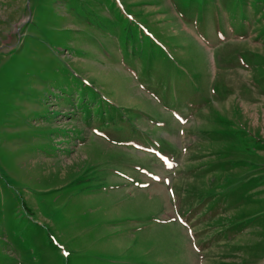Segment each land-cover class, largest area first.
<instances>
[{"label": "rangeland", "instance_id": "obj_1", "mask_svg": "<svg viewBox=\"0 0 264 264\" xmlns=\"http://www.w3.org/2000/svg\"><path fill=\"white\" fill-rule=\"evenodd\" d=\"M0 264H264V0H0Z\"/></svg>", "mask_w": 264, "mask_h": 264}, {"label": "trees", "instance_id": "obj_2", "mask_svg": "<svg viewBox=\"0 0 264 264\" xmlns=\"http://www.w3.org/2000/svg\"><path fill=\"white\" fill-rule=\"evenodd\" d=\"M234 139H236V140L240 139V135L238 133H236L234 136ZM244 144H248V140H246V142Z\"/></svg>", "mask_w": 264, "mask_h": 264}]
</instances>
